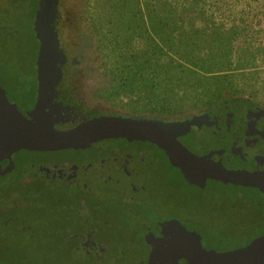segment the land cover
I'll list each match as a JSON object with an SVG mask.
<instances>
[{"label": "flooded vegetation", "instance_id": "flooded-vegetation-1", "mask_svg": "<svg viewBox=\"0 0 264 264\" xmlns=\"http://www.w3.org/2000/svg\"><path fill=\"white\" fill-rule=\"evenodd\" d=\"M11 2L0 7L2 49L10 47L18 33L13 30L16 11ZM63 80L55 98L63 107L64 119L56 123L61 129L87 119L79 116L80 110L71 115L73 103L60 91ZM233 99L213 112L196 113L205 118L179 139L219 167L264 172V104L248 96ZM193 132L195 137L210 132L218 140L201 144ZM97 142L85 149H20L12 154V162L0 160V252L53 242L50 252L37 253L39 261L26 259L30 255L24 253L19 258L26 260L18 264H183L196 240L204 250L226 251L242 247L237 244L258 231L245 217L243 202L197 203L198 188L205 191L209 182H223L203 177L202 186L193 183L156 144L125 138ZM161 178L176 193L175 203H169V196L162 202L151 196ZM52 193L68 198L65 213L54 218L48 217L50 209L42 202ZM205 193L207 197L212 191ZM223 209L231 214L228 220L221 217Z\"/></svg>", "mask_w": 264, "mask_h": 264}, {"label": "trees", "instance_id": "trees-1", "mask_svg": "<svg viewBox=\"0 0 264 264\" xmlns=\"http://www.w3.org/2000/svg\"><path fill=\"white\" fill-rule=\"evenodd\" d=\"M71 1L75 3L71 19L86 29L80 43L90 48L79 64L62 66L66 80L60 91L73 103L71 115L83 110L80 101L87 97L128 116L182 118L213 112L236 96L252 97L255 83L264 82V0H60L54 26L67 57L79 53L68 39L64 20ZM11 3L14 11L27 7L24 26L31 30L35 47L27 71L14 69L0 57V84L8 99L26 113L35 102L38 43L33 21L38 0ZM102 114L117 113L96 110L85 118ZM195 138L201 144L218 140L210 132ZM205 189L212 193L206 197V190L198 188L202 202L247 206L245 217L258 231L237 245L264 234V195L259 189L219 182H209ZM237 190L243 193L239 196ZM213 194L214 202L209 200Z\"/></svg>", "mask_w": 264, "mask_h": 264}, {"label": "water", "instance_id": "water-1", "mask_svg": "<svg viewBox=\"0 0 264 264\" xmlns=\"http://www.w3.org/2000/svg\"><path fill=\"white\" fill-rule=\"evenodd\" d=\"M10 0H0L6 6ZM60 0H38L33 30L38 46L35 55L36 92L34 106L23 113L11 102L0 84V160L20 149H85L106 139L147 140L164 150L169 161L193 183L202 186L203 177L223 183L251 186L264 194V172L229 170L194 154L179 139L191 125H199L205 115L187 118L156 119L124 114H102L83 119L67 128H57L63 109L55 98L63 82V65L79 64L82 55L67 57L60 48L54 21ZM183 264H264V234L245 246L226 250H204L198 241ZM172 264H179L175 260Z\"/></svg>", "mask_w": 264, "mask_h": 264}, {"label": "rangeland", "instance_id": "rangeland-1", "mask_svg": "<svg viewBox=\"0 0 264 264\" xmlns=\"http://www.w3.org/2000/svg\"><path fill=\"white\" fill-rule=\"evenodd\" d=\"M23 8L20 7L15 12L16 19L13 20L14 21L13 27L15 29L13 30L18 31V33L14 34V38L11 42V46L4 48V49L0 48V57L7 59L9 62L11 61L12 67L14 69H18L21 72L27 71L30 68L32 64L33 51L35 47V40L33 38L31 30H29L28 28L26 29V27L24 26V21L28 19V11H27V7H25L24 10ZM74 9H75V3L74 1H71L68 5L67 14L64 17V20L69 25V27H67V30H66L69 36L68 39L74 42L73 49L78 51L79 52L78 54L82 55V59H81L82 61L84 56H87V57L89 56L90 48L85 47L80 43L79 37L86 33V29L83 27V25L78 24V21L76 23L74 19H71L73 16V12L75 13ZM78 54H75V55H78ZM261 77L264 78L263 75H261ZM255 89H257V92L254 96H252V98L264 104V82H262V80H259V82L255 83ZM247 90H250V89L247 88ZM81 103L84 104V106H81V108L82 107L84 108L83 110H80L79 116L90 114L96 110H99L101 112H106V111L111 110L117 113L127 114V112L123 110H120L117 108L112 109L106 104L100 105L99 103H96V101L87 99V97H84ZM89 154H91V152ZM89 154L87 156H90ZM70 155H76V154L70 153ZM221 190L227 192L228 189L222 188ZM173 192L174 190L172 186L167 184L165 181H162V178H161L158 180L156 186L154 187V190H152L153 194H151V196H154L156 199H158L157 200L158 202H162L164 198L166 199L167 196H169V203L173 204L177 201L176 193L175 192L173 193ZM55 196L56 195L52 193L42 198V202L45 205H47L50 209L48 217H52V218H54V215L56 213H60V211L64 212L63 204H66L68 202L67 197H64L61 195L58 197H55ZM209 200L214 202L215 200H217V196L213 194L210 196ZM70 203L72 205L74 203L73 200ZM197 203H200L199 199H197ZM200 210H201L200 212H205L204 206H200ZM230 216H231L230 212H228L226 209H223L221 211V217H223L224 219L228 220ZM52 244L53 242H49L47 247H45L42 244L36 243V242L28 243L23 248L18 249L16 246L18 250H16L15 253H14L13 248L5 249L4 251L0 252V262L1 263L5 262L6 264H18L20 260L22 261L26 259H32L33 257H35L34 259L35 261L37 260L39 261V259H37L38 258L37 253L43 254L45 251L50 252L51 250L49 251L48 249L52 248ZM9 245H12V244H9ZM53 250L54 249H52V251ZM24 253L30 256H26V259L19 258ZM39 256H42V255L39 254Z\"/></svg>", "mask_w": 264, "mask_h": 264}]
</instances>
